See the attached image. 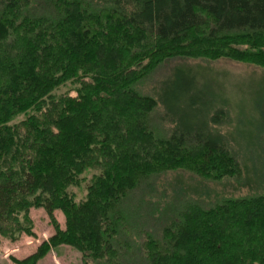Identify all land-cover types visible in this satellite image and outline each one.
<instances>
[{"label": "trees", "instance_id": "1", "mask_svg": "<svg viewBox=\"0 0 264 264\" xmlns=\"http://www.w3.org/2000/svg\"><path fill=\"white\" fill-rule=\"evenodd\" d=\"M176 57L264 68V0H0V238L30 233V210L52 216L56 198L104 224L87 236L56 223L18 264L64 244L79 264H264V151L257 195L205 207L159 187L178 170L243 178L239 153L207 121L213 113L221 124L227 111L194 87L190 66L166 88L139 89ZM68 83L74 94L57 93ZM164 147L201 151L203 161ZM122 168L134 179L127 189ZM89 169L100 172L75 202L69 188Z\"/></svg>", "mask_w": 264, "mask_h": 264}, {"label": "rangeland", "instance_id": "2", "mask_svg": "<svg viewBox=\"0 0 264 264\" xmlns=\"http://www.w3.org/2000/svg\"><path fill=\"white\" fill-rule=\"evenodd\" d=\"M182 66L191 67L190 75L194 77L196 89H204L215 100L217 106L220 105L226 109L227 115L221 124L210 122L209 117L213 113L208 116L207 121L211 130L223 135L230 147L239 153L243 178L239 181L234 179L211 181L203 180L188 171L178 170L160 175L161 191L165 192L164 189H166V195L169 197L173 189H181L183 193L199 201L205 207L226 198L237 199L261 193L262 186L259 181L260 154L264 151V68L223 58L210 60L176 57L159 66L150 77L140 83L139 89L144 93L152 94V88H166L167 79L172 78L175 68ZM75 88L76 85L68 83L60 87L57 93L69 91L74 94ZM165 149L167 153L203 161L201 151L188 152L178 147ZM213 161H217L216 165H221L226 160L214 159ZM127 171L123 169L119 172L120 176L126 179L124 182L128 181L123 186L124 189L129 188L134 182L133 176ZM99 172V170L89 169L79 186L69 188L70 193L74 195L75 202L86 199L87 185L91 178ZM96 190L97 194L94 192L93 194L101 196L100 191L103 192L104 188L94 191ZM55 202L56 208L52 216L44 208L30 210L33 223L30 233H16L17 239L14 241L1 236L0 264H18L16 260L36 253L39 245L43 241H48L54 234L56 223L61 228H75L77 233H84L87 236H91L93 231L98 235L99 230L104 226L102 222H98L99 224L95 227V220L99 217L93 211L82 210L62 198H56ZM97 239L101 245L100 238ZM79 257L75 248L64 244L51 247L48 252L36 260V264H79Z\"/></svg>", "mask_w": 264, "mask_h": 264}]
</instances>
